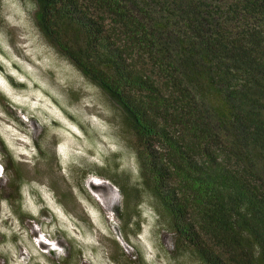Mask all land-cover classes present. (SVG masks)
Masks as SVG:
<instances>
[{
    "label": "trees",
    "instance_id": "obj_1",
    "mask_svg": "<svg viewBox=\"0 0 264 264\" xmlns=\"http://www.w3.org/2000/svg\"><path fill=\"white\" fill-rule=\"evenodd\" d=\"M34 1L46 43L124 113L137 180L92 169L124 227L139 235L146 192L181 255L264 264V0Z\"/></svg>",
    "mask_w": 264,
    "mask_h": 264
},
{
    "label": "rangeland",
    "instance_id": "obj_2",
    "mask_svg": "<svg viewBox=\"0 0 264 264\" xmlns=\"http://www.w3.org/2000/svg\"><path fill=\"white\" fill-rule=\"evenodd\" d=\"M34 7L0 0V264H201L146 192L139 235L124 227L121 191L92 170L137 180L124 113L46 43Z\"/></svg>",
    "mask_w": 264,
    "mask_h": 264
}]
</instances>
